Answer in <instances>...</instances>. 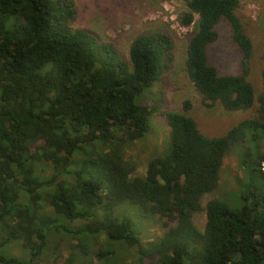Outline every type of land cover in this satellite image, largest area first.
<instances>
[{"label": "trees", "instance_id": "16d2710c", "mask_svg": "<svg viewBox=\"0 0 264 264\" xmlns=\"http://www.w3.org/2000/svg\"><path fill=\"white\" fill-rule=\"evenodd\" d=\"M181 1L178 22H195L184 67L204 104L250 108L253 46L237 14L240 0ZM76 17L74 0H0V264H105L109 252L91 256L75 243L66 256L42 263L53 233H103L109 244L135 249L139 257L130 264H264V151L241 152L239 205L211 196L200 203L217 188L234 146L264 140V65L251 117L208 137L188 114L189 101L183 112L162 110L170 148L148 162L145 176H131L120 150L149 129L156 109L136 98L153 83L164 84L175 58L172 32H140L126 58L112 42L72 28ZM222 17L241 51L238 75H219L207 63ZM49 167V176L41 174ZM125 201L142 218L158 216L162 234L140 243L132 222L114 215ZM203 210L199 229L193 216ZM15 245L27 254L10 253Z\"/></svg>", "mask_w": 264, "mask_h": 264}, {"label": "rangeland", "instance_id": "374dc122", "mask_svg": "<svg viewBox=\"0 0 264 264\" xmlns=\"http://www.w3.org/2000/svg\"><path fill=\"white\" fill-rule=\"evenodd\" d=\"M77 7V17L72 28L88 29L100 40L112 42L120 53L128 58V44L132 38L142 31L156 28H168L174 41V61L165 73V81L155 82L145 88L137 96L136 102L155 107L148 115L149 129L139 139L124 143L120 154L133 169L131 176H145L148 162L154 157H161L170 148V129L160 111L183 112V102L189 101L191 108L188 114L195 120L202 134L208 137L224 135L230 128L243 119L251 117L257 108V97L262 90L261 69L264 65V0H240L237 14L251 38L253 51L250 60L248 80L253 86L254 102L248 109L227 110L216 102L212 106L204 104L202 95L195 89L186 74L184 67L185 49L194 23L182 26L177 20V14L185 9L181 0H74ZM197 16H195V21ZM217 39L207 45V63L214 66L219 75L241 74V51L232 40L228 21L221 18L215 25ZM262 133V132H261ZM246 147L253 152L254 147L264 151V140L255 144L244 141L240 146H234L223 159L219 183L216 189L205 194L201 200L204 207L208 198L218 197L231 206L239 205L240 183L245 175L241 163L243 150ZM40 166H38V169ZM264 173V161L261 163ZM41 171V170H40ZM43 175H50V167ZM114 215L130 220L136 230L140 243L161 235L164 227L156 215H143L136 205L125 201L114 207ZM195 225L202 229L205 223V213L194 214ZM68 227H78V224L66 223ZM76 236V237H75ZM73 235L69 233H53L48 240V247L43 261H54L66 256L68 243L82 244L91 256L98 252H109L104 259L105 264L135 263L138 254L135 249L122 243L109 244L106 236L99 233L95 236ZM8 249V248H6ZM10 253L25 256L27 253L15 245ZM8 250V252H9ZM98 262V261H96ZM59 264V263H58Z\"/></svg>", "mask_w": 264, "mask_h": 264}, {"label": "crops", "instance_id": "0c3cea01", "mask_svg": "<svg viewBox=\"0 0 264 264\" xmlns=\"http://www.w3.org/2000/svg\"><path fill=\"white\" fill-rule=\"evenodd\" d=\"M185 59V58H184Z\"/></svg>", "mask_w": 264, "mask_h": 264}]
</instances>
